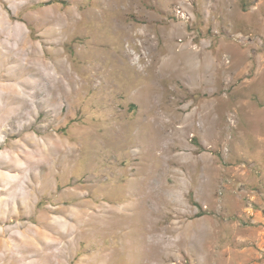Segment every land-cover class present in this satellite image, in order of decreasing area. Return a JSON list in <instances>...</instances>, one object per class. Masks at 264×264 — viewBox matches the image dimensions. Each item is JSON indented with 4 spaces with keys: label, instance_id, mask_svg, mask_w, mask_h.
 Wrapping results in <instances>:
<instances>
[{
    "label": "rangeland",
    "instance_id": "rangeland-1",
    "mask_svg": "<svg viewBox=\"0 0 264 264\" xmlns=\"http://www.w3.org/2000/svg\"><path fill=\"white\" fill-rule=\"evenodd\" d=\"M0 264H264V0H0Z\"/></svg>",
    "mask_w": 264,
    "mask_h": 264
},
{
    "label": "bare ground",
    "instance_id": "bare-ground-1",
    "mask_svg": "<svg viewBox=\"0 0 264 264\" xmlns=\"http://www.w3.org/2000/svg\"><path fill=\"white\" fill-rule=\"evenodd\" d=\"M119 29H122L123 30V33L125 34V36H124V38H123V43H124V45L122 44V53H123V56H124V58L126 59V61L130 64V62L132 61V56H131V54H130V52H129V50H128V48H126V43L127 44H129L128 46H129V48H131L130 46H131V44L130 43H134L133 42V39H134V37L136 36V35H134L133 33H132V31L131 30H129V29H127V27L126 28H120V27H118ZM139 35V34H138ZM141 35V34H140ZM140 35H139V37H140ZM143 35V34H142ZM141 35V36H142ZM142 37H144L145 39H146V41L143 43L144 45H147V46H150V44H151V41H150V39H149V37L148 36H142ZM142 44V45H143ZM141 45V46H142ZM34 58V57H33ZM38 60H39V58H37ZM28 61V60H27ZM43 61V60H42ZM40 62V61H39ZM45 62V61H44ZM41 63V62H40ZM64 64V63H63ZM131 65V64H130ZM49 66V65H48ZM132 67H134V65L132 64L131 65ZM51 67V66H50ZM56 67H57V65H56ZM49 68V67H48ZM53 68V67H52ZM60 68V67H59ZM61 68H62V66H61ZM64 68V67H63ZM62 68V69H63ZM58 70V69H57ZM61 70V69H60ZM66 70V69H65ZM64 72V71H63ZM56 73V72H55ZM59 72L57 71V74H58ZM51 74V73H50ZM64 73H62V75H63ZM66 74H68V73H66ZM61 75V74H60ZM43 76V75H42ZM49 76V75H48ZM47 77V76H46ZM55 77V76H54ZM52 78V77H51ZM53 79V78H52ZM51 79V80H52ZM63 79V78H62ZM67 81L66 82H70V84H71V82H72V80L70 79L69 80V76H67ZM50 80V81H51ZM58 80L59 81H61L59 78H58ZM49 81V82H50ZM55 81V80H54ZM62 82V81H61ZM74 82V81H73ZM72 82V83H73ZM53 84V83H52ZM64 84V83H63ZM69 84V85H70ZM60 86H61V84H60ZM52 89V88H51ZM62 89V88H61ZM64 91V90H63ZM60 151V150H59ZM25 241H27V240H25Z\"/></svg>",
    "mask_w": 264,
    "mask_h": 264
}]
</instances>
